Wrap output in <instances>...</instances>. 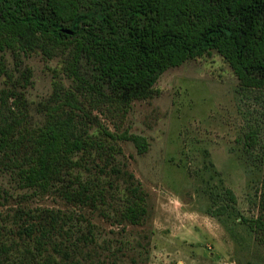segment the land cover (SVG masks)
Returning a JSON list of instances; mask_svg holds the SVG:
<instances>
[{
    "label": "rangeland",
    "instance_id": "obj_1",
    "mask_svg": "<svg viewBox=\"0 0 264 264\" xmlns=\"http://www.w3.org/2000/svg\"><path fill=\"white\" fill-rule=\"evenodd\" d=\"M66 62L39 50L0 52V109L23 120L18 135L41 128L75 89ZM255 95L212 51L166 70L153 95L124 115L84 102L91 115L77 118L79 128L83 120L90 133L103 126L139 135L148 150L140 154L123 140L112 150L106 139L105 153L76 156L72 173L97 196L84 205L67 202L62 184L47 191L23 187L0 158V264H264V239L241 221L264 220V102ZM250 125L259 126L261 141L248 153L239 138ZM125 172L146 193L148 213L139 225L122 216L133 201ZM224 188L237 203L222 220L208 210L222 203L212 191Z\"/></svg>",
    "mask_w": 264,
    "mask_h": 264
},
{
    "label": "trees",
    "instance_id": "obj_2",
    "mask_svg": "<svg viewBox=\"0 0 264 264\" xmlns=\"http://www.w3.org/2000/svg\"><path fill=\"white\" fill-rule=\"evenodd\" d=\"M5 49L66 56L65 69L75 89L49 111L41 128L18 135L23 120L0 109V158L23 187L47 191L62 184V196L70 203L97 200L89 183L72 173L76 156L95 149L105 153L107 141L112 150L122 140L134 143L140 154L149 147L139 135H116L103 126L98 134L90 133L83 120L79 128L77 118L91 115L84 102L92 110L124 115L135 101L153 95L166 70L212 51L228 62L242 89L264 102V0H0V52ZM4 72L0 64V75ZM239 141L248 153L256 149L259 126L250 125ZM106 161L102 159L101 171L108 168ZM112 171L122 172L116 166ZM125 173L133 201L122 216L139 225L148 213L146 193ZM212 196L222 203L216 202L208 214L231 217L237 203L234 192L224 188ZM241 221L264 239V220Z\"/></svg>",
    "mask_w": 264,
    "mask_h": 264
},
{
    "label": "water",
    "instance_id": "obj_3",
    "mask_svg": "<svg viewBox=\"0 0 264 264\" xmlns=\"http://www.w3.org/2000/svg\"><path fill=\"white\" fill-rule=\"evenodd\" d=\"M66 33H68V34H72V32H71V31H69V30H68V31H66Z\"/></svg>",
    "mask_w": 264,
    "mask_h": 264
}]
</instances>
